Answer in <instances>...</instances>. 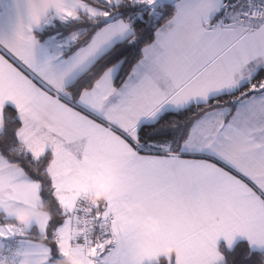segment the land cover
Returning a JSON list of instances; mask_svg holds the SVG:
<instances>
[{
  "label": "snow or ice",
  "instance_id": "snow-or-ice-1",
  "mask_svg": "<svg viewBox=\"0 0 264 264\" xmlns=\"http://www.w3.org/2000/svg\"><path fill=\"white\" fill-rule=\"evenodd\" d=\"M237 233L264 246V0H0V264H218Z\"/></svg>",
  "mask_w": 264,
  "mask_h": 264
},
{
  "label": "trees",
  "instance_id": "trees-1",
  "mask_svg": "<svg viewBox=\"0 0 264 264\" xmlns=\"http://www.w3.org/2000/svg\"><path fill=\"white\" fill-rule=\"evenodd\" d=\"M139 27V26H138ZM143 46V42L136 46V50H129L123 55H127L131 62L139 58L138 48ZM196 109L193 108L190 111H185L182 113H169L166 114L157 125V128L161 129V135H152L149 132V136L152 140H166L171 139L172 136V124L173 122L179 127L183 125L186 121H190L193 112ZM146 131H148L146 129ZM47 197V193L44 194ZM218 251L221 254V260L218 264H264V251L252 249L247 240H237L232 245H227L224 242H220L218 245Z\"/></svg>",
  "mask_w": 264,
  "mask_h": 264
},
{
  "label": "clouds",
  "instance_id": "clouds-1",
  "mask_svg": "<svg viewBox=\"0 0 264 264\" xmlns=\"http://www.w3.org/2000/svg\"><path fill=\"white\" fill-rule=\"evenodd\" d=\"M107 190L108 183L105 181H101L97 189L90 194L89 199L96 200L98 197L102 198L103 195L107 192ZM136 206L139 207V205ZM17 219L20 221H26L28 219V212L26 210L21 209L17 212ZM140 227L147 234L155 235L159 229V220L155 217L148 216L142 221ZM56 264H85V260L80 256L69 255L57 261Z\"/></svg>",
  "mask_w": 264,
  "mask_h": 264
},
{
  "label": "crops",
  "instance_id": "crops-1",
  "mask_svg": "<svg viewBox=\"0 0 264 264\" xmlns=\"http://www.w3.org/2000/svg\"><path fill=\"white\" fill-rule=\"evenodd\" d=\"M237 240H247L248 243H249V245H250V247H251L252 249L260 250V251H264V246H258V245L252 244V243L248 240V238H247L246 236H244V235H242V234H239V233H237V234H235V235L233 236V238H232V240H231L230 243L227 242V241H225L223 237H218V238H217V250H218V245H219L220 242H224V243H226L227 245H232V244H233L235 241H237Z\"/></svg>",
  "mask_w": 264,
  "mask_h": 264
}]
</instances>
